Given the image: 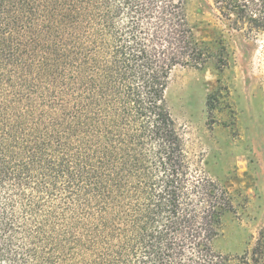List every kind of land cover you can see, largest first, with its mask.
Segmentation results:
<instances>
[{
  "label": "trees",
  "instance_id": "trees-1",
  "mask_svg": "<svg viewBox=\"0 0 264 264\" xmlns=\"http://www.w3.org/2000/svg\"><path fill=\"white\" fill-rule=\"evenodd\" d=\"M264 33V0H211ZM188 0H0V264H264V224L218 253L234 197L170 112L201 68Z\"/></svg>",
  "mask_w": 264,
  "mask_h": 264
},
{
  "label": "rangeland",
  "instance_id": "rangeland-1",
  "mask_svg": "<svg viewBox=\"0 0 264 264\" xmlns=\"http://www.w3.org/2000/svg\"><path fill=\"white\" fill-rule=\"evenodd\" d=\"M201 68L173 70L167 103L194 168L234 197L214 248L242 255L264 224V33L235 31L211 0H188Z\"/></svg>",
  "mask_w": 264,
  "mask_h": 264
}]
</instances>
